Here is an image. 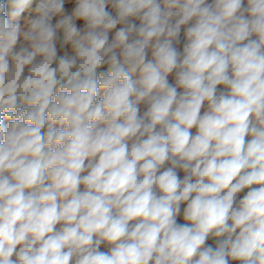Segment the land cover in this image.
Here are the masks:
<instances>
[{
	"label": "clouds",
	"instance_id": "obj_1",
	"mask_svg": "<svg viewBox=\"0 0 264 264\" xmlns=\"http://www.w3.org/2000/svg\"><path fill=\"white\" fill-rule=\"evenodd\" d=\"M9 3L0 264H264V0Z\"/></svg>",
	"mask_w": 264,
	"mask_h": 264
},
{
	"label": "rangeland",
	"instance_id": "obj_2",
	"mask_svg": "<svg viewBox=\"0 0 264 264\" xmlns=\"http://www.w3.org/2000/svg\"><path fill=\"white\" fill-rule=\"evenodd\" d=\"M38 2H39V0H33V4L30 6V9H29V10H26V12L22 14V18H21V26H22V28H25V27H26V26H25L24 17L35 18V13H34L33 9L35 8V6H36V4H37ZM209 2H211V0H209ZM5 4H6V7H5V13H6V14H10V12H11L12 10H14V9H13V6L11 5V3H9V0H5ZM243 6H245V7L247 6V0H244V5H243ZM65 7H66V9H67L68 11H70L71 8L74 7V4H68V3H66ZM107 10L110 11V12H112L113 15H115V11H114V9L111 8L110 5L108 6V9H107ZM53 22H55V18H54V21H53ZM130 22H136V23H138V21H135L134 18H130ZM77 24H78V26H80V25H82V22H81V21H77ZM123 26H124V25H118V26H117V29H118L119 27H123ZM114 31H115V30H113V33L110 34V39H111V36L114 35ZM183 32H184V29L182 28V29H181V36H180V43L177 45L178 50H181V51H182L183 43H184ZM19 47H20V43H18V45H17V50H19ZM66 53L69 54V55H72V54H73V53L70 51V49H69L68 46H66L65 48H60V46H59V44H58V55H64V54H66ZM148 58L151 59V53H150V52H149V56H148ZM103 71H107V66H104V67H102L101 69H99V70H98V73H99V72H103ZM26 74H27V69H25V75H26ZM138 76H139V72L133 74V79H137ZM168 80H169V83L174 84V83H175V74H174V73H173V74H170L169 77H168ZM221 87H222V86H221ZM178 91H182V89H178ZM100 96H102V91H101L100 95L98 96V99L100 98ZM139 109H140V114L142 115L143 112L147 110V105L144 104V103H141V104L139 105ZM206 109H207V105H205V106L201 109V114H203V112L206 111ZM7 123H8V121L6 120V121H5V124H7ZM46 128H47V125L45 126V129L42 130V131H46ZM195 131H196L195 128L192 129L193 134H195ZM247 139H250V137H246V140H247ZM166 166H167V165H166ZM179 175H180L181 178H183L184 173H183V172H179ZM243 195H244V193H240L239 196H238V199H239V198H242ZM184 207H186V204H182V205H181V214L177 217V222H178V223H184V221H183V216H182L183 208H184ZM208 245H210V246H212L213 248H215V246H217V240H216V238L210 236V237L208 238V240L206 241V246H208ZM100 250H101V251H107V250H108V247H107L106 245L102 244ZM232 263H233V262H230V264H232Z\"/></svg>",
	"mask_w": 264,
	"mask_h": 264
},
{
	"label": "trees",
	"instance_id": "obj_3",
	"mask_svg": "<svg viewBox=\"0 0 264 264\" xmlns=\"http://www.w3.org/2000/svg\"><path fill=\"white\" fill-rule=\"evenodd\" d=\"M216 247V246H215ZM232 264H236V262H233Z\"/></svg>",
	"mask_w": 264,
	"mask_h": 264
}]
</instances>
